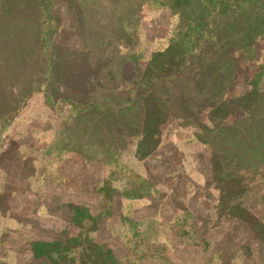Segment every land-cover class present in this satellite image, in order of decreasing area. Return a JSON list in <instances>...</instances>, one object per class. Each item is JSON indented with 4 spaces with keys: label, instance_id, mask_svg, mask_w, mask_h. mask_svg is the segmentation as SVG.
I'll use <instances>...</instances> for the list:
<instances>
[{
    "label": "rangeland",
    "instance_id": "1",
    "mask_svg": "<svg viewBox=\"0 0 264 264\" xmlns=\"http://www.w3.org/2000/svg\"><path fill=\"white\" fill-rule=\"evenodd\" d=\"M34 1L0 0V264H264L255 24L198 33L214 0ZM172 44L183 70L158 57ZM235 150L248 167L227 176ZM207 199V226L244 222L238 245L218 229L222 258L197 246Z\"/></svg>",
    "mask_w": 264,
    "mask_h": 264
},
{
    "label": "trees",
    "instance_id": "2",
    "mask_svg": "<svg viewBox=\"0 0 264 264\" xmlns=\"http://www.w3.org/2000/svg\"><path fill=\"white\" fill-rule=\"evenodd\" d=\"M44 1L45 0H35L33 5L36 7V5L38 3L40 4V3H43ZM172 1L177 3L181 0H172ZM210 3L205 5V7H203V11H204L203 18H201L199 20L194 19V21H195L194 23L199 25V27H194L198 31V33H200L201 30L204 29L206 26L212 28L213 24H215L216 20H218L219 16H221V15L226 16L228 23H226L225 25L227 27L230 25L231 26L234 25L236 22H238L241 19H246L247 21L254 23L255 24L254 30L258 31V35H259L258 40L256 42H255V40H253V44L255 46V49H259V50L264 49V46L262 44V42L264 41V38L262 36V33L264 32V0H214L213 2H210ZM1 4L2 3H0V14H1V12L4 11V9L1 7ZM193 33H195V32H193ZM201 34L197 36L196 42H200ZM256 36H257V34H256ZM191 49L193 50V48H191ZM209 50H210V48H209ZM198 53H199L198 57L204 55V52H198ZM186 54H188V55L190 54V56L187 57ZM191 55H192V51H189L188 53H186L183 48L180 49V47L172 44L170 47H168L165 54H160V55H158V57H160V59H162L161 61L164 62V64H165L164 66H168V68H171V67L176 68L177 70H183V68H185V65H188L191 62V60H193V59L195 60V58L191 59ZM262 65L264 66V62H262ZM162 71H163V69H162ZM248 92L249 91L247 90L244 92V94L248 93ZM240 119L242 120L243 118L241 117ZM240 119H239V117H237L235 115V116H232L230 118V122L234 123L236 121H239ZM161 121H162V119L159 121L157 119V116H152V118L145 121L144 127L146 130L147 129L152 130L153 128H156L158 126V124H161L160 123ZM171 122L172 121L168 120L166 124L171 123ZM213 149L214 148L212 146L202 147L203 153H207L211 157H212L211 152L213 151ZM234 149H236V148H234ZM240 152H242V151H240V150L236 151L235 150L234 154L232 152H228V154H227L228 158L230 156L231 159H234L233 163H232L233 168H231V166H229L228 168L227 167L224 168L226 170L228 169V171H229L228 172L225 170V175L228 176L229 173L234 174V173H237L238 171H240L241 169L236 168L235 167L236 165L242 166L244 168L248 167V165L246 166L243 164H247V163H245V159L249 158V157L244 155V154H241ZM234 155H235V157L233 158ZM203 167H204L203 163H200L198 169L204 175L206 173H205ZM226 173H228V174H226ZM206 179L210 180L211 179L210 175L208 177H206ZM178 181L180 182V180H178ZM176 186L178 187V191L174 190L171 192V194H173V196H175V197H177L178 195L179 196L181 195V191H179L180 190L179 183ZM238 186L239 185H237L236 187L238 188ZM215 190H218V189L216 188ZM243 190L244 189H242L241 192H243ZM205 203L210 204V206H209V209H207V208L202 209L203 210L202 214L198 213V215H197V214H194L192 211H189V214L191 216L195 217V220H196L193 225H194L195 230L197 231V238L199 241L197 246L201 247V249L208 254L213 252L212 254H214L216 257L220 256L222 258V257H224V254H226L228 251H224V249L215 251L213 248L214 245L220 244L222 242V241H220L221 237H218L221 235L220 233H218V229H220L223 226H226L227 231L230 234L229 238H230V242L232 243V246L238 245L237 241H235L236 239L234 237V233L237 236L238 230H237L236 226H238V225H241L243 230H245L244 222H242L241 220H238L235 215H233L232 217H229V218H227L228 216L222 215L223 218L219 219L217 221L216 226H214L213 223L210 224L209 226H207L208 220L206 217V212H207V210L212 212L214 204H213V202H211L208 199ZM171 209H173V211H176L175 207H171ZM201 228H203V231L200 234L199 230ZM196 231H195V234H196ZM210 235H212V236L210 237ZM65 239H66V237H63V239L58 240V242L63 241ZM55 243H57V242H55ZM227 243H228V241H227ZM238 251L239 250L236 249V253ZM46 259L47 258H44V260H46Z\"/></svg>",
    "mask_w": 264,
    "mask_h": 264
}]
</instances>
